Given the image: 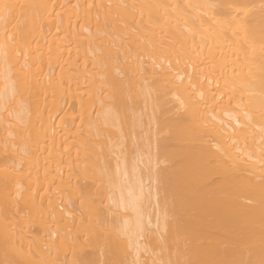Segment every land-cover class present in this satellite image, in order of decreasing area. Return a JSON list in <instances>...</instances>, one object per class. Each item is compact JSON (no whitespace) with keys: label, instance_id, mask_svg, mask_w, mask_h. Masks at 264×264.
<instances>
[{"label":"bare ground","instance_id":"bare-ground-1","mask_svg":"<svg viewBox=\"0 0 264 264\" xmlns=\"http://www.w3.org/2000/svg\"><path fill=\"white\" fill-rule=\"evenodd\" d=\"M0 264H264V0H0Z\"/></svg>","mask_w":264,"mask_h":264}]
</instances>
